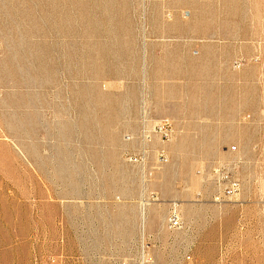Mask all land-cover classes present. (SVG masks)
I'll list each match as a JSON object with an SVG mask.
<instances>
[{
	"label": "rangeland",
	"instance_id": "obj_1",
	"mask_svg": "<svg viewBox=\"0 0 264 264\" xmlns=\"http://www.w3.org/2000/svg\"><path fill=\"white\" fill-rule=\"evenodd\" d=\"M107 263L264 264V0H0V264Z\"/></svg>",
	"mask_w": 264,
	"mask_h": 264
},
{
	"label": "built area",
	"instance_id": "obj_2",
	"mask_svg": "<svg viewBox=\"0 0 264 264\" xmlns=\"http://www.w3.org/2000/svg\"><path fill=\"white\" fill-rule=\"evenodd\" d=\"M176 135L173 122L169 119L152 121L142 119L136 133L126 136V142L133 144V151L126 153L127 161L141 169H145L151 159L159 165L169 162L166 145ZM212 181L218 190L215 202L221 203L225 198H233L239 195L241 185L239 180L234 179L231 173L222 166H216L211 170ZM144 207V206H143ZM170 229H181L182 220L179 208L173 204L168 217Z\"/></svg>",
	"mask_w": 264,
	"mask_h": 264
},
{
	"label": "crops",
	"instance_id": "obj_3",
	"mask_svg": "<svg viewBox=\"0 0 264 264\" xmlns=\"http://www.w3.org/2000/svg\"><path fill=\"white\" fill-rule=\"evenodd\" d=\"M99 253H100V252H99ZM101 254H102V253H101ZM104 254H106V252H105V253H103V255H104ZM98 255H100V254H98ZM100 258H101V257H100ZM107 264H108V263H107Z\"/></svg>",
	"mask_w": 264,
	"mask_h": 264
}]
</instances>
